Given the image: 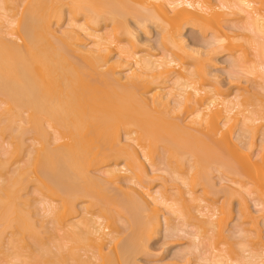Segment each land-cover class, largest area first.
Returning a JSON list of instances; mask_svg holds the SVG:
<instances>
[{
    "label": "bare ground",
    "instance_id": "6f19581e",
    "mask_svg": "<svg viewBox=\"0 0 264 264\" xmlns=\"http://www.w3.org/2000/svg\"><path fill=\"white\" fill-rule=\"evenodd\" d=\"M66 15L69 19L63 28ZM127 15L138 18L145 28L147 22L157 24L162 42L171 51L158 55L145 46L121 48V35L132 33ZM232 16L242 24L233 21L235 27L226 30L223 22ZM107 23L113 24V31L106 30ZM187 25L210 35V47H221L230 54L231 72L249 74L246 78L253 81L248 80L249 85L257 81L255 88L251 92L236 87L223 91L218 76L216 86L206 84V59L214 49L207 51L205 60L197 59L198 52L188 50L183 34ZM87 38H92V47ZM66 48L80 53L88 66H98L93 86H88L86 75L73 59L59 50ZM115 50L119 59L111 62ZM240 81L234 78L230 85L238 86ZM140 83L149 94L137 92ZM262 92L264 0H0V133L13 139L0 155V176L5 175L7 163L29 155L0 183V248L10 231L12 238L5 248L10 264H135L131 253L134 256L144 246L146 237L163 226L171 233L176 229L182 232L188 218H194L193 224L198 222L194 234L185 230L194 239L183 263L197 259L207 264H264V240L260 248L249 244L254 229L264 238V114L251 109ZM176 112L182 113L180 123L167 119ZM237 125L239 142L234 140ZM184 127L210 133L227 146L229 157L214 152L205 157L201 150L205 139ZM258 131L261 143L255 140ZM24 132L33 134L38 144L32 153L25 154L27 144L19 140ZM50 139L55 148L49 145ZM160 142L168 161H176L174 167H167L175 175L177 195L153 190L150 182L143 185L136 179L151 171L147 172V163L161 170L154 160ZM185 153L193 160L188 168ZM98 164L106 166L95 178L90 172ZM208 164L236 176L233 185L225 186L242 196L244 204L254 198L258 207L254 223L246 227L241 219L237 224L239 217L228 208L214 206L213 189L207 188L214 182L201 179ZM32 180L47 197L41 200L46 203L42 221L49 217L53 224L46 230L57 249L53 254L43 244L35 252H24L26 235L41 245V228L37 229L32 219L35 209L29 210L33 206L23 197L27 182ZM120 181L131 183L136 195L135 200L123 203L124 211L129 204L134 210H126L132 215L139 211L138 200L153 215L144 224L137 212V231L118 249L117 215L102 198L107 197L104 192H109L110 185ZM27 205L30 207L25 208ZM77 215L81 220L70 222ZM171 216L183 219V225L171 224ZM89 247L96 249L93 255L87 254Z\"/></svg>",
    "mask_w": 264,
    "mask_h": 264
},
{
    "label": "rangeland",
    "instance_id": "374dc122",
    "mask_svg": "<svg viewBox=\"0 0 264 264\" xmlns=\"http://www.w3.org/2000/svg\"><path fill=\"white\" fill-rule=\"evenodd\" d=\"M64 9H65L64 13L66 14L67 13L66 6ZM11 12L16 13L17 8L13 9ZM68 16L69 15H66V17L64 16L65 18H63V21L61 23L62 27L67 26V21H68L67 19H69ZM240 17L241 16H239V18ZM126 18H127V26H129L131 28L132 33H130V34L123 33L121 35V37L119 39L121 48L134 47L135 46L136 49H142L145 46L146 49L149 48L148 50L151 53L155 52L158 55H159V53L162 55L163 53H166V52L169 53L171 51V48L169 46H166L164 44V42H162L161 30H160V28H158L157 24H154L153 22H147V24H146L147 30H146V28L138 22V18L134 17L133 15H129ZM233 18L234 17L232 16L230 18H227L223 22L226 30H229L230 26H234L233 21L234 22L237 21L239 23V21H238L239 19H237L238 17L235 16V19H233ZM238 23H237V25H238ZM240 23L242 24V21ZM235 25H236V23H235ZM105 28L107 31H113L114 26L111 23H107V25H105ZM183 34H184V37L186 38V40L188 39L187 40V43L189 45L188 50L192 49V50H195L198 52V55L197 54L195 55L196 58L198 56L197 59L205 60L206 58H208V55L206 53L209 49L213 48V47L209 46L210 41H211L210 35H207V36L203 35L200 32L198 26H193V25H187L183 31ZM88 38H87V41L89 42L88 46L92 47V45H93V43H91L92 38H90V39H88ZM18 42L21 43L20 41H18ZM213 49H214V52L212 55H210L211 59L210 58L206 59V64H208L205 67L206 68L205 69L206 77L204 80H205L206 84H208L211 87H214V86H216V84H218L217 83V80H218V82L222 84V85L220 84V86L223 88V91H225L224 88H227V90H231L230 88L236 87V89H241L243 91L246 90L245 88H247V89H250L247 91L251 92L255 88V82H257V81H254V83H252L253 84L252 85L253 87H252L249 84L253 81L248 79L249 77L246 78V75H249V74L242 73V74H239L238 76H236L233 72H231V68H230L231 56H230V54H228L226 51H224L223 48H221V47L220 48L214 47ZM59 50L61 52H64L66 55H68L70 58L73 59V61L78 66L79 71L86 75L85 78L87 79L88 86H93L94 82L96 80V77H97L98 70H99L98 66L97 65L88 66L85 63V60H83L82 55L80 53L74 52L73 49L66 48L64 50H61V49H59ZM118 50H115L112 53L111 62H115L119 59L118 58V53H119ZM216 51H218V52H216ZM199 53H200V55H199ZM250 53H252L251 50H250ZM251 57H252V54H251ZM211 60H212V62H211ZM216 76H218L217 80L215 79ZM252 77H254V76H252ZM234 78L237 80H241L240 81L241 83L237 84L238 86L230 85L231 81ZM254 79H256V78L254 77ZM248 80H250L251 82H249ZM100 81H98V79H97V82H99L102 86H103V84L105 86V83L103 81L102 82H100ZM256 85H258V84H256ZM113 87L116 88L117 85H115V83H113ZM136 89L138 90L137 92L141 96L149 94V93L144 92V88H143L141 83L136 87ZM251 109L253 111H255L256 113L264 114V92H262L258 96L256 103L251 106ZM149 112H150V114H153L151 110H149ZM178 113L180 114V116L178 115L179 117L175 118L174 116H176V114H178ZM178 113L176 112V114H174V115L167 116V119H171L172 122L180 123L181 120L183 119V117L181 116L182 113H180V112H178ZM181 117H182V119H181ZM28 127L29 126H26L25 128H28ZM235 128H234V136H235L234 140H235V142H239L240 137H237V135L240 132V125L235 126ZM185 130H188V131H191L195 134H198L199 136H202L205 139L206 145L201 147V150L204 153L205 157L208 156L209 154L211 156L213 154V152L217 153V154H221L220 156L223 155L224 157L225 156L227 158L229 157L230 154L228 153L229 151H228L227 146L223 145L217 139H213L211 137L210 133H207L205 131H197L194 129H188V128H185ZM18 131H20V130H18ZM9 132H10V130H9ZM249 132H251V131L249 130L248 132L245 133L246 137H249V135H250ZM16 133H18V132H16ZM122 133L125 134L126 131H124ZM136 135H137L136 133H133V136H136ZM255 137H256L255 138L256 141L261 140V131H258L257 136H255ZM19 140L21 141V143L26 142L27 146L31 145L30 148L25 146L26 147V151H25L26 153L25 154H28L27 152H30V151L32 153V151H35L36 147H38V144L35 143L36 141L33 138V134L31 135L30 132H27V133L24 132V134L21 135V138H19ZM11 141H13V139L9 136V134L5 133V135L2 136L0 133V155L3 151H5L7 148H9L10 143H12ZM258 142L261 143L260 141H258ZM258 142H256L257 145H259ZM161 143L162 142H160V145L157 143V145L155 146V149H156V154H155L156 157L154 158V160H156L155 161V167H156V165H158V168H161V167L165 168L168 165H171L172 167H174L176 165V161L175 160H172V162L168 161V157H167L168 155L166 154V150H164V144H162V146H161ZM49 145L52 148H55L56 143H54V141L50 139ZM39 146H41V145H39ZM193 146L196 147L197 144L194 143ZM185 155H186V153H185ZM28 156L29 155H27V158H28ZM24 157H25V159H23ZM24 157L19 158L18 160H14L12 164L7 163L8 166H6L7 167L5 170L6 172L4 171L5 175L3 173H1L2 176H0V183L3 182L4 179L6 180V178L10 176L11 171L16 169L18 166L24 164V160L27 159L25 155H24ZM226 157H225V159H226ZM185 159L187 160V164H186L185 168H188L190 165V162L193 163L192 162L193 160L191 158V154H189V156L186 155ZM105 166H106L105 164L96 165L91 170V172H90L91 175H93L95 178L98 177L100 175V173H99L100 170H103L105 168ZM147 166H148V167H146L147 170L148 169L151 171L155 170L154 167H152V165H149V163H147ZM159 166H161V167H159ZM213 166H215V167H213ZM213 166L211 164L210 165L208 164L206 166L202 176H201V179L203 181H210V179H211V181L213 180L214 183H217V184L213 183V186H215L214 188L212 185H210V186L207 185L208 189H211V190L213 189L212 190L214 193L213 196L215 197L213 200H211V202L214 204L215 207L228 208L227 210L229 211L230 214H232L233 216L239 217L238 220L236 221L237 224L239 223V220L244 219L246 227H248L249 224L254 223L253 222V216H255L254 214H256V210H258L257 209L258 207H256L255 202L252 200L254 198H249L251 200H248L247 203L244 204L243 200H242V196H240L239 194H236L234 191L230 190L229 188H227L225 186L229 183H232L231 185H233L234 180L236 179V176H234L233 174L232 175L228 174L229 175L228 176L226 173H224L225 171H223V169H219V166H217V165H213ZM162 168H161V170H158V171L155 170L154 172H151V171L149 172V170H148L147 172H149V173L141 174V172H140L141 175L138 176V178H136V179H137V181L142 182L143 185H147V182H150L151 183L150 185L153 188V190H155V189L156 190H162V191L166 192L167 194H176L177 195L179 188L175 184H173V183H175L174 173L170 172L168 170V167H167V171L165 170L166 168L163 170H162ZM222 178L224 180H222ZM223 181H225V182H223ZM3 183H5V181ZM131 186H132V184L129 182H126V181H120L119 183L114 184L113 186L110 185L109 192L108 193L106 191L104 192V195L107 194V197L105 196L102 198V202H104V200H106V201L108 200L107 202L105 201L107 204L105 202H104V204L107 205L108 208L109 207L113 208V210H114L113 214L114 215L116 214L118 217V220H117V217L115 216L116 227L114 228L116 231L115 234L118 235L117 240H119L118 249H120V246L125 243L124 241L128 240L127 238L132 236L134 231L135 232L137 231V229H138V227L136 225L137 222L136 223L134 222L135 216L137 214L140 216V219H141L142 223H144V224L148 223L149 219L153 215V213L150 212L148 210V208H146L147 206L142 204L141 201L139 202L138 200H137V202H138V208L139 209L137 208V210H139L141 212V214L139 211H137L138 213L136 211H134L133 215H132L128 210L132 207V206H130V204L128 205L130 207L125 206V211H124V204L125 205L128 204V202L130 200H132V198L135 200V197H136V195L131 191ZM37 189L38 188H37V185L35 184L34 180L27 182L24 193H23L24 194L23 197L28 199L30 201V204H32V206H33L32 209L28 205H27V207L25 206V208L30 207L29 210H31V211L34 209L36 211L35 207H37V209L40 208V211L39 210L36 211L37 213H35V211H33L32 214L34 213V215H32V214L31 215H32L33 222H35V226L37 227V229L41 228V232L38 234V238L40 240L41 245L35 244V242L33 240L34 238H32L29 235H26L25 240H26L28 246L26 247V250H24V252L26 254L31 253V252H35L38 250V247L42 246V244H43L44 247H48L50 249L49 251L52 250L51 252L53 254V252L56 253L57 249H56V246L53 245L54 243H52V239L49 236V232L46 231L47 228L49 230H51L53 227V224L50 221L49 217H48L46 222L42 221V219L44 217L43 215L46 213L44 210L45 208H43V207H45L46 203L41 202V200H46L47 197L45 195H42V193H40ZM198 193L200 195V192H198ZM231 193L233 195H231ZM117 202H119V203H117ZM56 203L59 204L60 200H57ZM226 205H228V207ZM126 208H128V209L126 210ZM132 209L134 210L133 207H132ZM193 211L196 212L195 209H193ZM125 212H128V214H126ZM139 216H137L136 218L139 219ZM140 219L138 221H140ZM192 219H194V218H192ZM192 219L189 220V218H188V220L185 219L186 222H185V220L183 222L182 221L183 219L182 220L181 219H179V220L178 219H172V216H171V221H172L171 224L180 225V227H181V225L186 223L187 226L184 225L181 228L185 227L186 229H189L194 234V232H196V229H197L196 225H194V224H197L198 220L197 221L195 220L196 223L193 224V223H191ZM80 220H81V215H77V216H73L71 218L70 222H78ZM187 221H188V223H187ZM182 222H183V224H181ZM236 222L234 221L233 223H236ZM138 226H140V225H138ZM136 227H137V229H136ZM262 230H264L263 226H262ZM177 231H178V229L173 230L171 233V231L170 232L167 231L166 227L163 226L162 230L157 232V234L152 235V237L148 236L149 238L146 237L145 238L146 241H145V239L143 241V242H145V243H143L144 246L143 247L140 246L141 249L138 248L139 250L138 249L136 250V254H134V256L132 255L133 253H131L132 257L131 256L130 257H131V259H133L132 261H135V264H181V263L185 264V263H183V261H184L183 257L190 250V248H191L190 246L192 245L194 237H192V235H189L190 234L189 232H188V234H186L187 233L186 231H185V233L183 230H182V232H177ZM173 233H174V235H172ZM229 233H231V232H229ZM249 234L254 235L252 237V241L249 242L250 246H252L254 248L263 247L261 244V240H264V238L260 239L258 237L259 236L258 230L254 229ZM11 238H12V235L10 234V231H7V234L5 236V244L0 248V264H10L11 259L8 256H6L5 248L7 247L8 242H9V240H11ZM235 241H236L235 239L230 240V242H235ZM220 246L222 247V245H220ZM230 246L231 245L228 244L225 247V249L226 250L229 249ZM236 246L237 245L234 244L233 247L238 248V246L237 247ZM106 250L108 252H110L109 249H106ZM95 252H96L95 248L89 247L87 254L93 255ZM238 252L240 253L241 250ZM81 253L84 254V251H82ZM83 257H85V256H83ZM197 261H201V260H197V259L193 260L192 259V263H189V264H195ZM32 262H33V260H32ZM200 263H198V264H200ZM18 264H21V263H18ZM201 264H207V263L205 261H203V263H201ZM211 264H214V262Z\"/></svg>",
    "mask_w": 264,
    "mask_h": 264
}]
</instances>
